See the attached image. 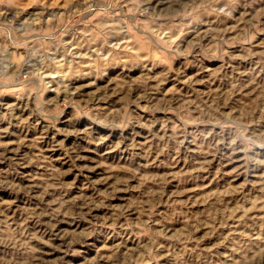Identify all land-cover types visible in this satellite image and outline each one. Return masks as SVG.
Returning a JSON list of instances; mask_svg holds the SVG:
<instances>
[{
  "label": "rangeland",
  "instance_id": "1",
  "mask_svg": "<svg viewBox=\"0 0 264 264\" xmlns=\"http://www.w3.org/2000/svg\"><path fill=\"white\" fill-rule=\"evenodd\" d=\"M0 262L264 264V0H0Z\"/></svg>",
  "mask_w": 264,
  "mask_h": 264
},
{
  "label": "bare ground",
  "instance_id": "2",
  "mask_svg": "<svg viewBox=\"0 0 264 264\" xmlns=\"http://www.w3.org/2000/svg\"><path fill=\"white\" fill-rule=\"evenodd\" d=\"M52 12V10L50 11V10H47V11H44L43 9L39 12V13H51ZM34 16V15H33ZM57 57V56H56ZM54 58V57H53ZM13 64V63H12ZM33 71V70H32ZM35 73V72H34ZM61 79V78H60ZM59 80V79H58ZM82 86V85H81ZM80 86V87H81ZM79 87V88H80ZM77 88H78V86H77ZM129 88V87H128ZM65 89H67V88H65ZM68 90V89H67ZM75 92V91H74ZM92 98V97H91ZM137 98V97H136ZM17 114V113H16ZM29 117V116H28ZM23 119V118H22ZM76 123V122H75ZM87 127V126H86ZM65 128V127H64ZM66 129V128H65ZM47 130V129H46ZM84 130V129H83ZM75 131V130H74ZM79 131V130H78ZM80 136V135H79ZM41 137V136H40ZM127 138V137H126ZM49 141H50V139H49ZM51 143H53V141H50ZM51 148V147H50ZM77 151V150H76ZM73 152V151H72ZM51 156V155H50ZM8 157V156H7ZM63 157V156H62ZM75 158H77V157H75ZM83 159V158H82ZM25 165H27V164H25ZM24 165V166H25ZM83 167V166H82ZM91 181V180H90ZM121 190V189H120ZM96 217V216H95ZM1 263V262H0Z\"/></svg>",
  "mask_w": 264,
  "mask_h": 264
}]
</instances>
